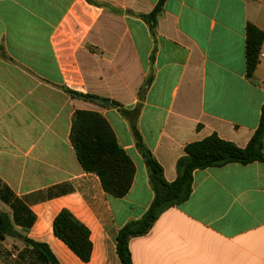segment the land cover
<instances>
[{
    "label": "crops",
    "instance_id": "obj_1",
    "mask_svg": "<svg viewBox=\"0 0 264 264\" xmlns=\"http://www.w3.org/2000/svg\"><path fill=\"white\" fill-rule=\"evenodd\" d=\"M91 1L0 0V213L17 232L0 237V264H51L22 237L59 264H84L55 235L63 209L91 232L89 264H122L118 233L144 216L154 191L113 101L141 106L139 132L168 182L187 145L217 134L245 148L260 124L264 43L249 78L246 29L264 32V0H167L154 33L141 15L159 0ZM77 111L102 114L133 160L125 197L81 166L71 142ZM130 250L134 264H264V164L197 170L190 198Z\"/></svg>",
    "mask_w": 264,
    "mask_h": 264
},
{
    "label": "trees",
    "instance_id": "obj_2",
    "mask_svg": "<svg viewBox=\"0 0 264 264\" xmlns=\"http://www.w3.org/2000/svg\"><path fill=\"white\" fill-rule=\"evenodd\" d=\"M87 1L92 3L91 0ZM166 1L159 0L150 14L141 15L153 33L164 11ZM246 35L247 76L250 78L260 61L264 32L249 24ZM151 81V79L147 80L145 87L141 90V97ZM67 92L73 98L97 102V97L93 95L71 90ZM112 107L117 108L120 114L129 121L137 149L148 168L150 183L154 191V200L144 216L127 223L118 233L117 253L122 264H134L130 250V242L133 238L147 235L164 212L182 205L190 198L193 192L194 173L197 170L219 168L233 163L248 165L260 162L264 164V105L260 124L247 147L240 148L231 141L221 139L217 134L193 142L186 146L185 156L177 163L178 176L174 182H168L165 179L162 166L144 143L139 132L138 118L141 106L127 110L120 103L113 101ZM71 142L84 171L96 174L107 194L115 198H123L130 192L136 173L135 164L119 144L113 128L102 114L77 111L73 120ZM54 232L84 264H89L93 245L88 227L78 221L69 210L63 209L55 218ZM7 235L16 236L17 232L10 216L7 213H0V237L4 238ZM22 238L27 245L35 247L47 262L59 264L46 245L36 243L26 237Z\"/></svg>",
    "mask_w": 264,
    "mask_h": 264
},
{
    "label": "water",
    "instance_id": "obj_3",
    "mask_svg": "<svg viewBox=\"0 0 264 264\" xmlns=\"http://www.w3.org/2000/svg\"><path fill=\"white\" fill-rule=\"evenodd\" d=\"M98 102H100L101 104L109 107L111 105V101L106 100V99H97Z\"/></svg>",
    "mask_w": 264,
    "mask_h": 264
},
{
    "label": "rangeland",
    "instance_id": "obj_4",
    "mask_svg": "<svg viewBox=\"0 0 264 264\" xmlns=\"http://www.w3.org/2000/svg\"><path fill=\"white\" fill-rule=\"evenodd\" d=\"M117 130H118L120 133H125V131H124V127H123V126H120V127L117 126Z\"/></svg>",
    "mask_w": 264,
    "mask_h": 264
}]
</instances>
